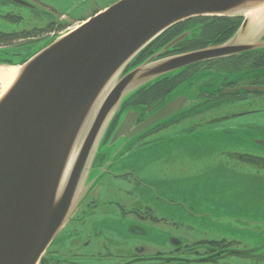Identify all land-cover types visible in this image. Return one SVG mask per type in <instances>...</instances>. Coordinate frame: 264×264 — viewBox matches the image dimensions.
<instances>
[{"label": "water", "instance_id": "95a60500", "mask_svg": "<svg viewBox=\"0 0 264 264\" xmlns=\"http://www.w3.org/2000/svg\"><path fill=\"white\" fill-rule=\"evenodd\" d=\"M261 6L264 0H119L23 61L0 57V71L17 67L0 86V264H39L100 178L87 185L115 114L137 89L195 63L264 48V18L244 13ZM199 16L243 20L222 43L159 58L181 35L125 71L163 31ZM173 96L148 114L127 110L108 145L124 139L122 147L173 117L185 101Z\"/></svg>", "mask_w": 264, "mask_h": 264}, {"label": "rangeland", "instance_id": "374dc122", "mask_svg": "<svg viewBox=\"0 0 264 264\" xmlns=\"http://www.w3.org/2000/svg\"><path fill=\"white\" fill-rule=\"evenodd\" d=\"M117 1L44 0L43 2L53 6L59 13L71 18L69 21H72V18L88 20L92 15L101 12ZM11 2L12 0H0V14H3L0 16V31L11 32L31 28L30 25L35 21V15L29 13V9L24 6H13ZM49 9L51 8L47 7L45 10ZM6 13L13 15L19 13L25 19L20 18L16 21L11 16L6 17ZM77 24L71 22L70 26L61 33ZM61 33L55 37L60 36ZM258 36L257 38H260ZM51 41L53 40L43 39L34 42L30 45L32 47L26 49L25 52L22 48L28 44L22 45L18 48L21 55L16 56L9 53L7 49H3L0 50V57L23 61L28 55L42 49ZM201 73L203 75L199 78L200 81L216 80L219 78L218 75L222 74L221 71ZM198 74L179 84L166 95V98L176 95L186 85H194ZM246 106L249 109L260 110L262 114L255 116L249 113L245 116L225 120L218 125L215 123L204 125L193 136L188 137L166 138L168 133H175L178 127L154 132L146 139L152 141L146 146V154L142 156V158H148V162L140 164L134 162L132 157L123 160L118 157L119 151L123 150L125 146L128 147L127 145L130 143L121 147V144L125 143V140L121 139L112 147L108 145L109 140L105 141L104 139L101 145L102 149L98 152L87 178V185L92 182L94 175L99 174L98 178H100L86 194L83 200L84 204L81 203L78 206L71 220L64 225L51 242L48 259L52 258L53 261L50 264L61 262L63 259L68 263L92 264L90 261L72 255L74 252L82 251L81 244L74 245V243L76 239H81L80 231L88 230L90 223L93 222L98 223L102 229V235H105V229L113 230L111 231L114 233L112 238L108 237L107 239L111 245L114 243L120 245L116 234L130 239L136 232L130 225L129 215L134 214L131 212V208L139 207V198L143 195L146 199V194L153 206L158 205L156 207L161 215L156 212L157 215L167 219L166 222L159 221L152 225L154 230L152 247H162L168 251L165 243L170 234L178 235L182 239L188 240V243L199 239L224 238V240L233 243L235 247L232 249L233 251L251 249L261 245L263 249L255 250V253H251L255 256L251 257L229 254L217 262L207 261L201 264H264V169L250 167L240 160L230 158L227 153L231 149H244L247 152L264 155V147L253 142V140H264V99L251 100L246 103ZM182 126H184L183 128L189 127L188 124ZM211 126L221 127V129H214ZM183 128H179L177 131L186 132V130H182ZM116 152L117 155H115ZM122 166H131L135 178L147 189H142L138 185L131 186L130 181L132 183L135 181L132 176L129 179L124 176L117 177L116 170ZM107 181L111 182L112 188H108ZM87 185L84 186L85 189L88 187ZM95 197L98 199L109 198L108 204L112 205L106 206L99 203L102 202L101 200L95 201L96 207H89V210L103 208L108 211L104 214L94 211L90 216V211L87 210L89 216L86 218L87 223L79 230L75 227L76 221L74 220H77L82 210L88 208L86 204H89L92 198L97 200ZM155 197L160 199L156 200ZM135 201L138 202L135 203ZM115 202H124L125 208L122 210V205L119 207ZM162 203L164 204L161 205ZM169 223H175V227ZM114 248V246L109 247L107 251L103 250L101 253L105 255L109 251V256H114L120 251L114 250ZM200 250L202 251V248ZM259 254L261 256L257 257ZM185 255L188 254L184 253L179 256ZM100 261L97 262L100 263Z\"/></svg>", "mask_w": 264, "mask_h": 264}, {"label": "flooded vegetation", "instance_id": "af4514ba", "mask_svg": "<svg viewBox=\"0 0 264 264\" xmlns=\"http://www.w3.org/2000/svg\"><path fill=\"white\" fill-rule=\"evenodd\" d=\"M43 1L12 0L11 4H13V6L20 5L29 9V13H33L35 15V21L33 20L34 22L30 25L32 27L29 29L11 32L0 31V33L3 32L17 35V37L11 42L0 44V50L7 49L13 55H19L18 48H20V46L28 44L22 48L25 52L32 47L30 46L32 43L43 39H52L62 31L66 30V28L70 26L71 22L77 23L84 20H76L72 18V21H69L71 18H67L64 14L59 13L55 8H53V6L46 4V1ZM47 7L51 9L46 11L45 9ZM41 10L44 12L40 13L39 11ZM0 16H3V14H0ZM5 16H11L13 17V20H18L20 18L23 20L25 19V17L19 13H17V15L6 13ZM241 21L242 18L234 16H199L176 23L157 36L142 51V53L134 59L132 66L135 67L134 65H138V63L145 58L160 52L181 35H183L182 38L173 44V46L166 49L159 58L195 50L208 44H219L221 41L223 42L233 35L239 27ZM262 40H264V36ZM132 66L128 68L132 69ZM204 71H221L222 74L218 75L219 78L216 80L208 79L200 81L199 78L203 75L201 72ZM196 74L198 75L196 76L197 80L194 85L184 86L179 93L176 94V96H173V98L183 97V99H185L184 106L169 120H166L165 122L138 136L133 142H130V144L127 145L128 147L125 146L124 149L120 151L118 156L121 157V160L132 157L134 162L138 164L148 162V158L145 159L144 157L142 158V156L146 154V146L152 141H147L146 139L154 132L162 130L167 131L169 128L173 127H178V130L179 128L184 127L182 126L183 124H188V128L182 129L186 130V132L180 133V131L176 130L175 133H168L166 138L188 137L193 136L194 133L198 132L201 128H203L201 126L204 125L214 123L215 125H218L220 122L225 120L245 116L249 113L255 116L262 114L260 110L249 109L246 106V103L251 100L264 99V91L257 90L258 88H264V48H258L255 50H249L234 55L214 58L208 61L192 64L168 75L166 79L161 81V83L159 82L157 85L155 84L139 89L121 105L115 114L116 116L109 129L108 136L115 128L121 115H123L127 110L141 109L145 114L152 112L161 106V104L163 105L166 99H171L166 98V95L170 91ZM163 85L168 86V88L163 94H161ZM141 92L147 93V99H143V96H140ZM230 109L233 111H227ZM230 113L234 114L232 115ZM211 128L221 129V127L215 126H211ZM256 141L257 140H253L255 144H257ZM227 153L230 158L238 161L240 160L250 167H254L255 169H264L263 166L242 158V156L260 158L264 157L263 154L247 152L244 151V149H231L228 150ZM116 174H118L117 177L124 176L126 179H129V177L132 176V179L136 182L134 180L133 183L130 181L131 186L133 185L136 187L138 185L139 187H142V189H147L142 183H140L139 180L135 178V173L131 170V166H122L117 168ZM107 184L108 188H112L111 182L107 181ZM155 198L156 200L160 199L159 197ZM96 199L97 200L92 198L91 202L86 204L88 205V208H86V210H82L81 213H79L80 215L77 217V220H74L76 221L75 227L79 230H81L85 223H87L86 218L89 217L87 215V210H89V207H96L95 205L97 204L96 202H99L98 200H101L102 202L99 203L106 206L112 205L108 204V201H110L109 198L103 197ZM139 200V207H132L131 212L134 214L129 215L131 228L133 226L136 231L132 234L130 239L120 237L116 234V239H119L120 245L117 243L111 245L107 239L108 237L112 238V234L114 233L111 231L113 230L105 229V235H102V229L98 226V223L93 222L90 223L88 230L86 229L85 231H80L79 237L81 239H76L74 245L81 244L80 246L82 247V251L74 252L72 256H78L86 261H90L92 264H201L207 261L217 262L220 258L226 257V255L229 254L251 257L255 256V254L251 255V253L258 251H255V249H253L254 247L251 249L233 251L232 249H235L233 243L224 240V238L199 239L188 243V240H184L175 234H170L166 240L165 246L169 249L168 251L164 250L165 248L162 247H152V237L154 233L152 225L159 223V221L166 222L167 219L164 216L157 215V213L161 215V212L156 207L158 205L153 206L147 194L146 199L142 195ZM137 202L138 201H135V203ZM115 203H117L119 207L122 205V210L125 208L123 206L124 202ZM163 204L164 203L161 205ZM89 211L91 216V213L94 211L104 214L108 211V209L95 208ZM169 225L174 226L175 223H169ZM112 246L115 247L114 250H120L114 256H109V251L105 255L101 253V251H107V249ZM200 248H202V251ZM50 252L48 248L40 264L52 263L53 259H48ZM184 253H187L188 255L179 256ZM260 256L261 254L257 257ZM98 260H101L100 263L97 262ZM57 262H55V264H75L68 263L65 259L61 262Z\"/></svg>", "mask_w": 264, "mask_h": 264}, {"label": "bare ground", "instance_id": "6f19581e", "mask_svg": "<svg viewBox=\"0 0 264 264\" xmlns=\"http://www.w3.org/2000/svg\"><path fill=\"white\" fill-rule=\"evenodd\" d=\"M244 13H246L245 15L252 21H259L261 18H264V6L258 8L256 7L253 9H247ZM16 71L17 67L9 68L6 70V72L0 71V86L2 89L9 84V82L14 77Z\"/></svg>", "mask_w": 264, "mask_h": 264}, {"label": "trees", "instance_id": "16d2710c", "mask_svg": "<svg viewBox=\"0 0 264 264\" xmlns=\"http://www.w3.org/2000/svg\"><path fill=\"white\" fill-rule=\"evenodd\" d=\"M17 37V35H14V34H8V33H3L1 32L0 33V44H4V43H9L11 42L12 40H14L15 38ZM222 42V41H221ZM141 54V53H140ZM139 54V55H140ZM138 55V56H139ZM14 56V55H13ZM1 60L3 61H6V62H12L11 59L9 58H1ZM167 77H162L160 78L158 81L150 84L149 86H152V85H157L159 84V82L161 83V81H163L164 79H166ZM160 88V87H159ZM168 86L166 85H163V89H161V94H163L166 90H167ZM155 91V90H154ZM140 96H143V99H147V93L146 92H141L140 93ZM113 123V122H112ZM112 126V124H111ZM110 126V127H111ZM242 158L246 159L247 161H252L254 163H256L257 165H261L264 167V157H251V156H242Z\"/></svg>", "mask_w": 264, "mask_h": 264}, {"label": "crops", "instance_id": "0c3cea01", "mask_svg": "<svg viewBox=\"0 0 264 264\" xmlns=\"http://www.w3.org/2000/svg\"><path fill=\"white\" fill-rule=\"evenodd\" d=\"M101 10V9H100ZM254 188V187H253Z\"/></svg>", "mask_w": 264, "mask_h": 264}]
</instances>
